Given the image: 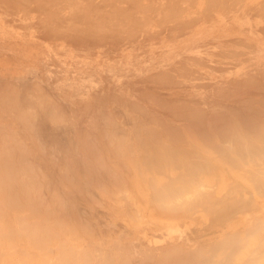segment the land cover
Returning <instances> with one entry per match:
<instances>
[{
  "label": "crops",
  "instance_id": "crops-1",
  "mask_svg": "<svg viewBox=\"0 0 264 264\" xmlns=\"http://www.w3.org/2000/svg\"><path fill=\"white\" fill-rule=\"evenodd\" d=\"M209 3H211V5ZM55 5L56 4L48 3H45L42 6L33 4L29 6V8H26L23 4L15 3L13 1L4 2L0 0V58L6 57L13 64H9L11 66H7V68H1L0 66V89L5 87H13L19 93L18 99H15L14 101H10V99L0 100V103L4 102V104H0V106L19 108L17 116L9 115L10 119L0 122V138H14L16 140V148L9 153V155L11 154V157L8 155L9 151H7L5 154L7 158L5 161L8 165L5 168H8V170L11 168L10 171H16L17 169L16 172H27V170L32 171L33 174L31 177L32 179L33 177L35 179L33 181H47L42 184L32 183L30 184L31 186L34 184V186L43 185L69 188V190L65 191L63 196V201L69 204L67 209H65V212L67 213L66 217L71 218L72 216V204H78V206L74 207V210L75 212H79V217L81 218V227L83 230L85 229L87 231L86 237L82 238V242L84 241V244L81 245L82 250H85L86 248L88 249V246H90V249L94 250L95 252L105 251L106 256L115 258L114 256L117 252L127 249L129 254L133 256L130 258L131 264H163V262L177 261L178 258H180L179 260L181 261L183 259L184 262H188L191 259H194V262H198V260L202 261L204 258L206 261L207 257H205V255L207 256L210 254L209 249L211 248V245L213 242H216L217 238H221V235L216 234L219 231V226H217L216 223L222 222L226 214L219 215L221 217V221H218L219 218H217V215L213 213L214 211L211 212L210 207H208L210 212H207V206L210 205L207 204L208 200L206 199L207 196L205 195L210 192L208 189V192L205 190L203 192L202 188L203 186L205 188L206 185L208 186L216 184V172L217 170H225L226 163H223L219 160L217 162V155H222L224 152L222 149L223 147H221L219 144L222 149V153L220 152L219 147L216 150L218 152L213 151L215 147L212 149L213 146H211V143H208L210 145H207L205 143L206 141L203 140L206 138L205 135H207L204 129L211 133L210 135H212L211 137L213 138V143H221L219 140H222L224 137L222 136V139L218 138V136L221 135L219 134L218 130L215 131V123L212 125L214 126L213 129L211 128L212 126L209 129L207 128L212 124V120L215 121L214 119L216 116H218V112H222V116L225 114L224 118H227V121L230 119L231 122H235L239 119L233 113H229L228 108H238L239 106L238 109H240L244 103V99L245 102L251 104L248 98H260V102L261 100L264 101V90L261 89V85L264 89V0H192L189 2L177 3L175 5L176 7L174 6V9L172 8V10L175 11V17H172L173 14H170L166 19H150L149 24H146V26H158L159 28L155 29L154 31L152 29H145L146 34L140 36L136 35L134 28L129 29L126 35L123 31L119 30L117 33H113V31H103L104 33H100L101 35L98 33L93 34L90 30L92 26V18L90 19V16L83 12L78 14L82 16L78 23L79 29L76 27V24L73 26L62 22H59L61 24H57L55 18L68 17V13H61L57 15L54 14V18H51L47 13H39L40 11L45 12L47 10H58L62 12H69L72 10H133V7L129 4L94 3L91 5H74H79V8H73V4L70 3L60 4L57 8H55ZM25 10L37 11L38 13L28 14V18L23 20H18L16 17H14L17 16V14H21L22 11ZM169 10H171V8H169ZM10 16L12 18H8ZM147 22L148 21H146V23ZM189 22L192 24L185 28L187 26L186 24ZM130 25L135 26V19L130 20ZM60 27L63 28L61 29ZM180 28H185V30L178 33ZM71 43L80 44V49L76 50V53H80V55L84 56V63H87L86 65L88 66V69L86 72H84L85 74H77L71 69L65 70V65L61 61L62 57L58 56L54 58L52 62L48 61L50 55H55V47L58 48L62 47L60 45L64 46ZM121 47L123 50H121ZM64 48L65 47L58 49L59 51H63ZM168 74L170 75L168 76ZM71 75H74L76 81L74 80V82H70L68 84L66 81L69 80ZM248 75H251L252 77ZM166 80L167 82H164ZM176 80V84L173 83ZM256 80L260 82L258 85L262 83L260 87L256 84ZM250 81H255V86L258 88H255L254 84L251 86L249 83ZM245 84L247 85L245 86ZM36 87H39L50 97V106L52 107L51 110H47L46 113L41 111L40 103L34 96L36 93L35 90L37 89ZM253 87L255 90H253ZM258 89H261L263 92H260L261 90ZM220 91H222L221 93H225V95L223 94L221 96V94H219ZM228 93H230V95H228ZM258 94L260 95L258 96ZM29 95H31V97H29ZM247 96L249 97L247 98ZM177 100L180 104L177 102ZM240 100L242 103H239ZM256 100L257 99L253 101L252 99V102L254 103L253 106L252 104L250 105L248 103H244V106L250 105V107H254L257 105L259 107L260 102L258 103L259 100L257 102ZM168 101H171L172 103ZM157 102L161 104L164 103L166 105L165 107L161 105L164 109L168 108L167 110H175V115H177L176 113L182 114V110L184 111L185 108L188 110L189 105L195 108L201 107V110L199 109L201 113L203 112V114H205L207 112L206 116L204 115L206 118H202H205L206 122L211 124L206 126L207 124L204 122V125L202 126L196 123L198 120L194 122V119H192V121L190 118L195 117H191V115L194 113H192L190 117L187 118L189 121H186L187 119H181L184 115L181 117L177 115L178 117L175 116L176 118H173L174 114L169 111L172 113V115H169V112L165 113V111H162V108L159 107L160 105ZM174 102L176 103L177 107H179L182 103V105L186 106L180 111L179 108L181 107L177 108L174 106ZM260 104L263 103L261 102ZM169 105L172 106L170 107ZM133 106H135V108H133ZM183 107L184 106H182V108ZM242 107L240 110H243ZM260 107L262 109L264 105H261ZM202 108H204L206 112H204ZM192 109L193 108L190 107L188 111H192ZM193 110V112L198 114L197 108L196 110ZM27 111H29L31 115L24 114L29 113ZM216 111L218 112L216 113ZM200 112L199 114H201ZM213 112L216 116L213 114ZM187 113L184 112L185 117H187ZM203 114L201 116H203ZM221 114L219 116H221ZM198 115L196 116L198 117ZM210 115L212 117L215 116L214 119H211ZM259 115L264 121V116L261 112L260 114L255 115L256 118H258ZM248 116L249 115L247 114V117ZM160 117L164 120L162 122L161 119L159 121L160 123H167L169 128L170 126L176 125L175 128L179 129L177 131H179L182 136L178 137L179 139L176 137L175 139L173 138V140H171V137L173 136L172 133H170L172 136L168 135V133L166 134L163 129L164 127H162L166 126L167 128V125H163L161 123L162 125L160 126V123L158 124L157 119H160ZM251 117L248 119L253 121L254 118ZM178 118V121L175 120ZM224 118L221 120L226 122ZM256 118V123H264L262 120L260 121ZM166 120H168V122H166ZM57 121L59 122L57 123ZM190 122H193L196 124V126H201V128L204 127V129H201L199 126H197L199 128L198 129L197 127H194L195 125H193V123L191 124ZM153 123H155V125ZM110 125L112 126L113 130L111 129ZM191 127H193V129ZM238 127L241 128L242 126ZM196 128L198 131H200V129L203 130L202 132H204L203 136H205V138H202L201 131V133L198 132L199 134H196ZM170 129H173V127ZM109 130L111 132H109ZM169 130L168 132L176 133V131H173L174 129L171 131ZM217 131L219 135L217 134ZM136 132H139V138ZM244 132L245 131L242 133L240 131L242 135H244ZM176 134H174V137ZM197 135L201 136L200 139H202L204 143ZM242 135L241 139L243 137ZM106 136L110 138L108 139ZM111 136L115 138H112L114 140L113 144ZM122 136H125V138ZM134 136L136 139L138 138L139 141L142 139L141 141L143 142L140 141V144L139 141L134 138ZM117 137L118 139H116ZM145 137L149 139L147 140ZM209 137H207V140ZM183 138L186 140L184 143ZM154 139H156V141ZM230 141V143L233 144V147L238 148L237 146H234L232 140ZM107 143L110 144L108 145ZM160 143H163V145H168H166L167 149L164 153V155H167V159L168 155H170L167 154L168 147H172V150L169 149L171 151H169L170 153L176 149L175 152H173L174 154L172 153L170 156L173 157L174 155L177 158H184L187 156L189 157L188 160L192 156L188 155L191 152L194 151L195 153L196 151V153H198L199 159L203 156L204 159L201 158L200 160L209 161V163L207 164L206 162V164H211L214 168V171H216V175L212 174L214 171L206 166L209 168V171L206 172L208 168L206 169V167H204L205 165L203 164L205 163H202L201 166L205 168L206 171L202 167L206 173L201 172L199 168H196L201 172L200 173L198 171L196 175L198 179L201 180L200 183H206L205 185L201 184V186H199L202 187L199 189L202 191L201 193L199 192V195H196L195 198L196 200L198 196L202 197V193L205 194L201 198V200H204L203 198L205 197L207 200V203L205 202L204 205H202L203 208L206 206L204 211L200 209V201L197 200L196 202L199 203V206H194L196 210L193 212V209H189L192 213H189L188 209L185 211L182 207H180L178 205L180 202L175 201V203L174 201H171L176 204V208L178 206L182 208L181 211L184 210L186 213L188 212V214H184L185 212L182 214V212L179 211V208V212L175 211L177 209H174L172 203H170L172 204V207L169 208L167 204L165 207L169 209L172 208L174 211H166V209H162L164 205H162L161 202L157 203L154 201L155 199H151V194H155L157 189H161V187L160 189L157 187L162 181L165 182L168 180L169 183V179L174 175L175 178L173 177V180L179 179V177L177 178L176 175L181 172L184 173L181 167H185L186 164H189V169H194L190 164L191 161L188 162L187 160L188 163H186L184 166H181L183 160L182 162H178L179 159L176 160L174 157L173 158L177 161L173 162L177 165H175V169H173L172 166L174 164L171 165V161L174 160L172 157V160L168 159L171 160L170 163H168L169 167L164 166L161 168L162 165H164L163 163L167 161L166 159L165 161L163 160L164 162L161 160L165 156L160 153L163 152L166 146L164 145L165 147L162 148L163 145ZM114 144L117 146H114ZM225 144L226 146H230L228 142ZM110 145H113V147H110ZM137 145L139 148H137ZM144 146H147L148 149L144 150ZM226 146H224V150H227L225 149ZM180 147L187 149L188 152L186 150L185 151L189 154L185 155L187 154L185 151L181 153L179 151L181 150ZM113 148L115 150L114 153L112 150ZM229 148L228 150H230ZM243 148L244 147H242L240 150L245 152L244 150H246V148ZM157 149L160 151V158L162 157L159 159V161L161 160L163 163L161 167L157 166L156 168L157 171L162 169V173L160 172L157 174L156 171V173L153 174L152 172H155V168L152 169L150 166L153 165V163L156 165V162L151 160L153 162L151 163L150 157L153 159L152 154L155 153V157L157 159L159 158L157 155ZM143 150L147 153H145ZM116 151H118V153ZM115 152L119 155H115ZM230 152L228 151L229 154H232ZM228 153L226 152V154ZM235 153L239 154L238 152ZM223 154L225 155V153ZM93 155L94 157H92ZM143 155H149L147 156L149 160L147 165H145L146 157L143 158L145 159L143 161L141 159ZM97 156H99V159H96V161L98 160L99 164L96 162V166H94L95 158H98ZM187 157L184 158L185 162ZM9 158L12 160L11 163ZM100 159H103V162L105 161V163H103ZM199 159L196 158L193 159V161ZM133 160L137 162L135 163ZM133 163L136 165L134 166ZM12 164L13 166L16 165V169L12 166ZM101 164L102 166H100ZM179 164H181V167ZM193 164H198L199 166L201 163L199 164L197 161L193 162ZM155 165H153V167ZM165 165H167V163ZM101 167L105 169L102 170ZM187 168L188 167L186 166L184 170L186 171ZM196 169H194L195 171L193 170L194 174L191 171L193 176L195 175V172H197ZM112 170L113 172H111ZM170 170L172 172H170ZM177 171L180 172L177 173ZM186 172L184 173L185 175ZM98 173L101 175L102 180ZM150 173L157 181H151L155 183L153 186L157 188L155 190L156 192L153 191L154 187L152 188L153 190L151 189L152 191L149 189L150 179H153ZM165 173L167 176H170H168L169 179H167ZM120 174L125 181L123 179L121 180L122 177ZM159 175L162 178L159 177ZM111 176L113 179H116L114 182L112 181L113 179ZM147 176H149L150 179L146 178ZM200 176H202V179H200ZM185 177L189 180V177L191 176H184V178ZM99 178L103 184H99L101 183ZM17 179H19V177ZM120 181H124L125 183H121ZM183 182L185 183L186 181ZM146 183L149 184L147 185ZM179 183L181 182L177 180L176 184ZM16 184L14 185H29L28 183ZM171 184L172 183H170V185ZM176 184L173 183L171 186L176 188ZM181 184L178 185L179 188ZM117 186L119 188H117ZM188 186L189 185L187 184V187ZM100 187L104 189H101ZM187 187H184V189H186L185 193L183 188H180L182 189L183 193H181V190H179L180 192L177 190L179 194L181 193V197L183 194L185 195L187 193V190L188 195L190 194V197H192L191 194L194 192L191 193L192 190L190 189L193 188V186H191L190 189ZM208 187L210 188V186ZM72 188L79 189L77 191L73 190ZM124 188L127 190H124ZM162 188H164V186ZM171 188L168 186V191H170ZM214 188L215 186L213 187V190H215ZM173 190L175 189L173 188ZM195 190L198 191V189ZM125 191L126 193L124 194L128 198V203L120 204L118 198L119 195L117 194H121ZM163 191H166V189H163ZM197 191L194 194H196ZM173 192L174 191H172V194H174ZM165 193L163 192V199L165 197L164 203L170 202V200L174 199L170 197L171 199L169 198V200L166 198V196H168L170 193ZM212 194L210 197L208 195V197L214 198V195L212 196ZM188 195H185V197ZM154 196H158L157 193ZM194 197L195 196H193L189 202L192 201V199L194 201ZM200 197H198V199H200ZM176 198L175 200H178L180 196H178L177 199ZM187 198L189 199V196ZM187 198H183V200H186L187 202ZM180 200H182V198H180ZM98 203L99 205H96ZM192 205H190L191 208L193 207ZM187 206L189 207L188 204ZM176 215L177 217H175ZM185 215H189V217ZM228 217H233V215H228ZM164 218L165 221H163ZM84 219H86L85 227ZM167 226L178 229L176 230L178 234L174 233L172 235V239L170 240L165 238V230ZM179 233L180 237L178 238ZM186 235L187 238H185ZM88 237L89 239L94 238V241H89ZM121 237L123 239L127 237L128 241L122 243L120 241L122 239ZM159 243L162 244L160 245ZM173 243H176L180 250H178L179 248L177 246L174 248ZM144 246H146L147 249ZM168 248L172 253L167 251ZM193 248H195V251L198 250L197 252L200 251L199 255H202L199 256L197 252L195 253ZM87 249L86 251H88ZM174 249L177 250L174 251ZM164 252L167 255H164ZM174 253L176 254L174 255ZM186 254H189L191 259L189 257L188 260V258L180 256H187ZM170 255L174 258L170 259ZM208 257L209 258L207 259V262H213L215 259L210 255ZM111 258L108 257V261ZM48 263L50 264L51 262ZM65 263L71 264L69 262H64V264ZM54 264H57V262ZM80 264L100 263L99 259H96L95 262H80ZM110 264H119V262H112Z\"/></svg>",
  "mask_w": 264,
  "mask_h": 264
},
{
  "label": "rangeland",
  "instance_id": "rangeland-1",
  "mask_svg": "<svg viewBox=\"0 0 264 264\" xmlns=\"http://www.w3.org/2000/svg\"><path fill=\"white\" fill-rule=\"evenodd\" d=\"M1 1H4V2L13 1L15 3L25 5L26 8H29V6H31L33 4H36V5L38 4V5L42 6L45 3L46 4L47 3L48 4H56L55 8H57L60 4L67 3L66 1H68V2L71 1L70 4H73V8H79L80 4H88V5H91L94 3H125V4H129L130 6L133 7V10H129V11H127V10H125V11H100V10L80 11V10H72L69 12H62V11H58V10H47L45 12L40 11L39 13H47V14H49V16L51 18H54V14L57 15V14H61V13H68L67 14L68 17H57V18H55L57 21V24H61L59 22L66 23L67 25L70 24L72 26L74 24H76L77 25L76 27L78 28V26H79L78 23L82 18V16H80L78 14L83 12L85 14L87 13L90 16V19L92 18V22H91L92 26H91L90 30L93 34H96V33L100 34L103 31L104 32L105 31H108V32L113 31V33H117V31L119 30V31H123L126 35L129 31V29L134 28L136 35L140 36V35L146 34L145 29H148V30L152 29L154 31L155 29L159 28L158 26H150V25L146 26V24H149L150 19H154V18L159 19L160 17L166 19L168 17L169 13L173 14V16L175 17V11L174 10L169 11V8L172 7V4L174 6V4L176 5L177 3H184V2H189L192 0H66V1H64V0L63 1H61V0H1ZM199 1H209V0H199ZM174 2H176V3H174ZM149 3L151 4V6L147 5ZM165 3H166V5H164ZM75 4H79V5L74 6ZM145 5L148 8H146ZM157 5H158V7H157ZM154 7H157V8H155V10H154ZM93 8H95V7H93ZM172 8H174V7H172ZM146 9H148V10H146ZM34 13H38V12L25 10V11H22L21 14H19V15L17 14V16H14V17H16L18 20H23L25 18H28V16H29L28 14H34ZM125 13L127 14V16ZM128 14H129V16H128ZM71 17H73V18H71ZM8 18H12V17L10 16ZM131 19H135V25L136 26L130 25ZM146 21H148V22L146 23ZM191 24H192L191 22L187 23L186 24L187 26L185 28L189 27ZM60 28L62 29L63 27H60ZM185 28H180V30H178V33L185 30ZM57 34H60V33H57ZM60 46L65 47L64 50L59 51L58 48L62 49V47H58V48L55 47V51H54L55 55L54 56L50 55L49 56L50 58L48 61L52 62L54 58H56L58 56L62 57L61 61L65 65L64 66L65 70L71 69V70H73V72H76L77 74L78 73L85 74L84 72H86V70L88 69L87 68L88 66L86 65L87 63H84L85 62L84 56L80 55V53L79 54L76 53V50L80 49V44L71 43L68 45H64V46L60 45ZM121 50H123L122 47H121ZM6 60L9 61V59L6 57L0 58L1 68H7V66L10 67L11 65H13L12 62H10V61L8 62ZM9 64H11V65H9ZM74 80H75L74 75H71L69 77V80L66 82H68V84H69L70 82H74ZM36 88L37 89L35 90L36 93L34 96H35V98H37L39 103H40V100L47 103V107H46L47 109H45V107L40 108L41 111H44L46 113L47 110H51V107H52V106H50L51 105L50 97L46 93H44L39 87H36ZM17 93L18 92L13 87H10V88L5 87L3 89H0V100L10 99V101L11 100L14 101L15 99H18L19 93L18 94ZM29 97H31V95H29ZM41 103H43V102H41ZM0 104H4V102H1ZM40 106H41V104H40ZM17 108L9 107V106H0V122H4L7 119H10L9 115L17 116V112L19 110V108L18 109ZM27 112H29V111H27ZM230 112L233 113L232 111H229V113ZM26 114L31 115V113H26ZM243 129L244 128H240L239 131L243 132L244 131ZM230 145H232V144H230ZM13 148L14 149L16 148V140L14 138H10V139L0 138V157L2 158V159H0V174H1L0 180H2V181H0V210H2V212L0 211V214H1L0 215V264H47L48 262H51L50 264H54L55 262H57V264L58 263L62 264V261L67 262V260H66L67 257L70 260L69 256L71 258L73 256H75L74 261L72 260L73 264L74 263L80 264V262L83 259H84L83 262H88V263L95 262L96 259H99L100 264H106V263L110 264L112 262H117V261L119 262V264H126V262H127V264H131L130 258H132L133 256H130V254L127 250H123V251L120 250L119 252H117L116 255L114 256L116 259L111 258V256H108L111 258L110 259L111 261H108L107 256H105V253H106L105 251L95 252L94 250L90 249V246H88L89 247L88 253L86 250H82L81 245L84 244V241L82 242V238L86 237L87 231L85 229L83 230V228L81 227V218L79 217V215H80L79 212H75V210H74V207L78 206V204H74V203L72 204V207H73L72 216H71V218L66 217L67 213L65 212V209H67L69 204L65 203L63 201V196L65 194V191L69 190V188L56 187V186H43V185L31 186L30 184H32L33 182L42 184V183H45L47 181L46 180L33 181L31 179L32 178L31 175L33 174L32 171H31L32 173H30V171H27V172L10 171L9 172L8 168L6 169L8 172L5 171V167L8 166L5 159H4V158H6L5 154L9 150L13 151L14 150ZM41 150H42V148H41ZM2 154H4L5 157ZM233 154L234 153L230 154V156H232L233 159L236 158L235 161L241 162V159L244 158V156H240L241 158L239 159V157L237 156L238 154H236V155L235 154L233 155ZM227 156L230 157L229 155H227ZM227 156L225 157L223 155H217V162L219 160L223 163H226L225 164L226 169L222 170V171L217 170V172H216L217 173L216 179L218 178V181L216 182V187H218V188L216 189V191H220V190L226 191L227 186H231L230 184L233 185L235 183L234 178L231 175L232 168H233V170H234V168H237V171L240 174L243 173L244 175H246L244 173V171H242V169L240 168L241 167L240 165H239L240 167L238 166V164H237L238 167L237 166L234 167L235 165L232 166L231 164H232L233 160H231V158H230L231 161L229 162L228 160H226L228 158ZM254 157H256V156H254ZM235 161H233L234 164L236 163ZM242 161H243V159H242ZM240 162H237V163H240ZM249 163H250V161H249ZM230 168H231V170H230ZM6 172L8 174L10 173L9 174L10 180L7 177ZM5 176L7 178H5ZM12 176H14L15 179H13ZM18 177H19V179H17ZM262 177H264V176H262ZM262 179H264V178H262ZM13 180H15V181H13ZM22 180H25V181L21 182ZM31 180H32V182H31ZM230 181H232V182H230ZM27 182L29 185H25V186H15L14 185L16 183H27ZM228 182H230V183L228 184ZM10 185H11V187H9ZM29 186L31 188H29ZM28 188H29V190H28ZM225 188H226V190H225ZM11 189H13V191L14 190L15 191L13 192ZM72 189L78 191L79 188H72ZM7 190H8V193L10 190L11 194L10 193L8 194ZM21 190H22V192H21ZM16 191H17V193H16ZM223 191H221L222 194L224 193ZM29 193H30V195H29ZM7 194L9 195V197H7ZM120 195L123 196L125 194L122 193ZM230 195H232V194H230ZM240 196H241V194H240ZM240 196L238 194L237 197L239 198ZM242 196H244V195H242ZM5 197L7 198L8 201L5 200L6 199ZM10 197L11 198L13 197L12 202H14V204H15L14 206H12V205L10 206V204L7 203V202L11 203V201H9V199H8ZM234 197H235V194H234ZM16 198L19 200H17L15 202L14 200H16ZM32 198H34V200ZM246 198H248V197H246ZM25 199H26V201H24ZM30 199H32V200H30ZM35 200H36V202H35ZM27 201L29 204L27 203ZM119 201H120V204H126V203H128V198L127 197L125 198L123 196L122 198H119ZM6 203L9 204V206H7ZM25 203H27L29 207L26 206L27 204H25ZM16 204H18V206H16ZM33 204H34V206H33ZM35 204H37V205H35ZM23 205H25V206H23ZM32 208H34L33 209L34 211L32 210ZM43 209H45V210H43ZM245 215L246 214L243 215L242 213L241 214L237 213V215H236V213H235L233 215V217H226L225 216V218L223 219V220L226 219L225 222L222 221V222L217 223V226H219V231H218L219 233L217 232L216 234L221 235L220 236L221 238H217L216 242H218L221 239L223 240V238H222L223 233L232 234V232H234V230H236V229L240 230V231L237 230L238 231V237L236 239L238 241L235 239L236 241L234 240V242H233V239L229 238V239H232L229 241L231 244L230 247L233 250V251H231L233 254H231V257H229V258L224 257V256L228 255V254H226L227 250H230V248L227 247V246H229V243L228 244L226 243L227 246L223 245L221 243L223 245L222 246L223 248L221 246H220V248H216L217 251L214 252V254L216 253L215 255H217L216 260L222 261L225 258L226 262L224 259V263L219 262V261H217V262L213 261V262H203L204 264H264V214H260V216L256 217L258 220L255 218L254 219H251V218L247 219ZM2 217H3V219H2ZM18 218H21V220L18 221ZM218 218H219V221H221V217L219 216V214H218ZM250 220H253V221H250ZM17 221H18V225H17ZM249 221L252 222L253 225L250 223L247 224V222H249ZM85 222H86V219H84V227H85ZM27 224H29V226ZM231 224H233V225L231 226ZM246 224L247 225L250 224L251 227L250 226L247 227ZM19 225L21 226V228H19L20 227ZM31 225L33 228L36 229V231H35V229L32 230ZM42 225H44V226H42ZM45 225H47L48 230L46 228H45L46 230L44 229V227H46ZM24 226H25V228H27V226H28L29 229L26 230L24 228ZM42 227L44 230L42 229ZM234 227H236V228L234 229ZM9 229H11V230H9ZM249 229H250V231H249ZM252 230H253V232H252ZM32 231H34V233H32ZM46 231H48L50 234H48V232H46ZM16 235H17V237H16ZM32 235H34V236L32 237ZM44 235H46V236H44ZM88 239H89V237H88ZM46 240H48L49 242L48 241L46 242ZM89 241H94V238L89 239ZM120 241L122 243L127 242L128 238L127 237L125 239L122 238ZM229 241H227V242H229ZM41 243L44 246L41 245ZM57 244L64 245V246L60 247V245L58 246ZM213 244H214V242H213ZM213 244L211 246H213ZM88 245H90V244H88ZM39 246H41V248ZM49 246L51 248V249L49 248L51 251H49V249H48ZM235 246H237V247H235ZM58 247H59V249H57ZM67 247H69V248L71 247V249H73L74 255L72 256V252H71V254H68L67 256L65 254L64 255L65 259H64V258H62L63 256L60 254V252L63 251L62 250L63 248H66L64 250H66V253H69L68 252L69 248L67 249ZM211 249H212V247H211ZM59 250H61V251H59ZM210 251H212V250H210ZM58 252L61 255L60 256L61 260L62 259H64V260H62V261L59 260L60 257L58 255ZM80 254L82 256H80ZM212 254H213V252H212ZM224 254H226V255H224ZM122 255H124L123 258H122ZM8 256H9V258H8ZM89 256H90V258H89ZM125 256L129 258V259L127 258L128 261H126V258H124ZM222 256H223V259L221 260ZM228 256H230V254ZM77 257H79L80 259L79 258L77 259ZM72 261L70 260L69 262L72 263ZM124 261H126V262H124ZM179 261L181 262V260H179ZM180 262H178V261L168 262V263L163 262V264H196L197 263V262L195 263L194 260H189L188 262H181V263Z\"/></svg>",
  "mask_w": 264,
  "mask_h": 264
},
{
  "label": "bare ground",
  "instance_id": "bare-ground-1",
  "mask_svg": "<svg viewBox=\"0 0 264 264\" xmlns=\"http://www.w3.org/2000/svg\"><path fill=\"white\" fill-rule=\"evenodd\" d=\"M61 1H63V0H61ZM64 1H66V0H64ZM217 1H218V0H217ZM66 2H67V3H70L71 1H70V2L66 1ZM149 2H150V1H149ZM176 2H177V1H176ZM176 2H174V3H176ZM214 2H216V1H214ZM150 3H151V2H150ZM150 3L147 4V5H150V6H151ZM211 3H212V2H211ZM211 3H209V4L211 5ZM230 3H231V2H230ZM164 5H166V3H165ZM150 6H149V7H150ZM174 6H175V4H174ZM174 6H173V4H172V7H174ZM145 7L148 8L146 5H145ZM157 7H158V5H157ZM157 7H154V10H155V8H157ZM172 7H171V10H172ZM175 7H176V6H175ZM173 9H174V8H173ZM146 10H148V9H146ZM169 11H170V10H169ZM177 12H178V11H177ZM126 13H127V12H126ZM126 13H125V14H126ZM128 13H129V12H128ZM118 14H119V13H118ZM169 14H170V13H169ZM169 14H168V16H169ZM123 16H124V15H123ZM126 16H127V14H126ZM128 16H129V14H128ZM115 17H116V16H115ZM124 17H125V16H124ZM172 17H173V15H172ZM71 18H73V17H71ZM127 18H128V17H127ZM160 18H161V17H160ZM98 20H99V19H98ZM116 24H117V23H116ZM107 25H108V24H107ZM135 26H136V25H135ZM171 28H172V26H171ZM107 30H108V29H107ZM101 31H102V30H101ZM171 31H172V30H171ZM100 35H101V34H100ZM116 39H117V38H116ZM105 40H106V39H105ZM105 40H104V41H105ZM108 40H109V39H108ZM114 40H115V39H114ZM166 75H167V74H166ZM169 75H170V74H168V76H169ZM163 76H164V75H163ZM248 76H251V75H248ZM263 76H264V75H263ZM251 77H252V76H251ZM260 77L262 78L261 75H260ZM160 80H161V79H160ZM179 81H180V80H179ZM239 81H240V80H239ZM251 81H253V80H251ZM251 81H250L249 83L251 84V86H252V84H254V87H255V88L257 87V86H255V85H256V84L258 85V83H260L258 80H256V82H257L256 84H255V81H254V82H251ZM261 81H262V80H261ZM164 82H167V80L164 81ZM164 82H163V83H164ZM176 82H177V80H176L175 82H173V83L176 84ZM160 83H161V82H160ZM173 83H172V84H173ZM247 83H248V82H247ZM164 84H165V83H164ZM198 84H199V83H198ZM198 84H197V86H198ZM261 84H262V83H261ZM261 84H259L258 86L260 87ZM206 85H210V84H206ZM242 85H243V84H242ZM246 85H247V84H245V86H246ZM248 85H249V84H248ZM254 87H253V88H254ZM255 88H254L253 90H255ZM257 88H258V87H257ZM251 89H252V88H251ZM261 89L264 90L263 87H262V85H261ZM261 89H258V90H261ZM222 90H223V88H222ZM258 90H257V91H258ZM262 90H261L260 92H263ZM221 92H222V91H220V93H219V94H221V96H222L223 94L225 95V93H221ZM229 92H230V91H229ZM263 93H264V92H263ZM226 94H227V93H226ZM228 95H230V93H228ZM259 95H260V94H258V96H259ZM262 95H263V94H262ZM219 96H220V95H219ZM226 96H227V95H226ZM248 97H249V96H247V98H248ZM251 97H252V96H251ZM252 99H253V101H254L255 99H257L256 102H257L258 100H259L258 103L260 102V98H250V99L248 98V100H249V102H251L252 106H253V104H254V103L252 102ZM157 100H158V98H157ZM250 100H251V101H250ZM242 101H243V99H242ZM246 101H247V99H246ZM41 102H43V103H41ZM168 102H171V101H168ZM175 102H176V101H175ZM175 102H174V103H175ZM177 102H178V100H177ZM191 102H192V101H191ZM194 102H195V101H194ZM194 102H193V103H194ZM240 102H241V100L239 101V103H240ZM256 102H255V103H256ZM261 102H262L263 104H260ZM261 102L259 103V105H260V106H261V105L263 106V105H264V101L261 100ZM157 103H159V102H157ZM171 103H172V102H171ZM178 103H179V102H178ZM241 103H242V102H241ZM244 103H248V102H245V99H244ZM244 103H243V105L241 104V105L243 106V107L241 106L243 110H240L241 107H240V109H238L239 106H238V108H231V107L228 108V110L230 109L229 111H232V112L235 114V116L239 119V120H237V121H235V122H234V121L231 122V120H230L229 118H228L229 120L227 121V120H226L227 118H224V117H225V116H224L225 114H223V116H222V114H221L222 112L220 113V112L216 111V113L218 112V113L221 114V116H219L220 114L217 113L218 116H216V115L214 114V112H215V111H214L213 114H214L216 117H219V118H216V117L214 116L215 119H214V117H212L213 115H212V113H211V115H212V116L210 115L211 119L213 118L216 122L213 121V120H212V121H213V122H212V121L210 120L212 124L209 123V124H211V125H210L209 127H207V128L209 129V128L215 123V128H216L215 131L218 130V131H219V134L221 135V136H218L219 134H218V131H217V134H218L217 136H218V138L222 139V138L224 137V138H223L224 140H223V139H222L223 141H222V140H219V142H221V143H217V144H216V143H213L214 141L212 140V139H213V138L211 137L212 135H210L211 133H209L206 129H204V127L201 128V126H199V125H202V126H203V125H204V122L207 124L206 126L209 125V124L206 122V119H205V118H206L205 116H206V113H207V112L204 110V108H202V109L204 110V112H206L205 114H203V112H202V113L200 112L201 107H196V108H197V113H198V114H199V112L201 113V114L198 115V114H196L195 112H193V111H194L193 109L196 110V108L193 107V106H191V105H189V106L192 107L193 109H192V111H188V110L190 109L189 106H188L189 109L187 110V109L185 108L186 105H182L183 103L179 106V107H181V108L177 107V106H176V103L174 104V106H176L177 108H179L180 111H181V109H184V108L186 109V111H185V109H184V111L182 110V112H183V113L181 112L182 114H180V113H176L179 117H181V116L184 115L181 119H185V120H186L187 118L190 117V115H191L192 113H194V114L191 115V117H192V116H193V117L195 116V117H194V118H190V119H191V120L194 119V122H196V120L199 121V122H198V121L196 122V123L199 124V125H197V126H199L201 129H204V131H206V132H205V133H207V135H205L206 138H205V136H203V133H204V132H202L203 130L200 129V131H201L202 133H201L200 131H198L199 128L196 126V124H194V123L192 122L193 125H195L194 127H197V128H198V129L196 128L197 131H196V130H194V131H196V134L201 133L202 138H205V139H203L204 141H206L205 143H206L207 145H210V144H208V143H211V146H213L212 149L215 147V149H213V151L218 152V151H216V150H217L218 147H219V148H220L219 150H220L221 153H222L221 150L223 149V151H224L223 153H225V155H224L223 153H222V155L225 156V157L229 154L228 151H229V152L231 151L230 153H233V152H234L235 155L237 154V153H235V152H238L239 154H238L237 156L239 157V159L241 158L240 156H244V158H242L243 161H242V159H241V162H240V161H235L236 158L233 159V157L230 156V154H229L230 157L227 156L229 159L227 158L226 160H228L229 162H230L231 160L235 161V162H236V163H235V166H234L233 161H232V164H231V163H230V164H231L232 166H234V167H236L237 164H238V166L240 165L241 167H240V166H239V167L242 169V171H244V173H245L246 175H244L243 173L240 174V173L237 171V168H235L234 170H233V168H232V170H231V168H230V170H231V172H232L231 175H232V177L234 178L235 183H234L233 185L230 184L231 186H227V185H226V186H227V187H226L227 190H226V188H225L226 191H223V190L216 191V189H217L218 187H216V184H215V185L213 184L214 182L212 183L213 185H208V186H210V188H209L207 185H206V187L204 188V186L202 185L203 188H204V189H203L202 187H199V186H201V184H204V183H200L201 180H199L198 177L196 176L197 173H198V171L200 170L201 172H204V170H205L204 167H206V166H208L210 169H212V171H214V168L212 167L211 164H209V165H211V166L207 165V164L209 163V161H207V160H206V161H205V160H204V161H203V160H200L201 158L204 159V157L202 156V157H200V159H199L198 153H196V151H195L196 154L194 153V151H193V152L190 151L192 154H191V153L189 154V153H187V152H188L187 149H184V148L182 147V148H183V151H182V148L180 147L181 150H179V151H180L181 153L184 152V151L186 150L187 152H186V151H185V152H186L187 154H185V155H188V154H189L188 156H191V155L193 156V157L191 156V158H193V159H196V158H197V159L200 160V161H199V160H194V161H193V159H191V158H190L191 160H190V159L188 160L189 157H187V156H185L184 154H182L183 156L187 157V158H186V162H185V160H184L185 157H184V158H179V157L177 158L176 156L173 155V157L176 158V160L179 159L178 162H179V161L182 162V160H183L182 165L179 164V166H180V165H181V166H184L186 163H188L189 161H191L192 163L190 162V164H191V166H192L194 169L199 168V170L196 169L197 172H195V175L193 176V175L191 174V171H192V173L194 174V172H193L194 169L192 168L193 170H190L191 168L189 169V166H190L189 164H186L185 167H181V166H180L181 169H183L184 173L187 171V172H186V175H185L184 173H182V172H181V173H178V172H180V171H177L178 174L176 173V174H177L176 177H177V178L179 177V179H177V180H179L181 183H182L183 181H186V182H185L186 184H185L184 182H183L182 184L179 183V184H181V185H180V188H183L184 193H185V192H186V191H185L186 189H184V187H187V184H188L189 186H188L187 188H189V189L191 188V186H193V188L190 189V190H192L191 193H192V192L195 193V192L197 191V190H195V189H198V191H197L196 194H194V193L191 194L192 197H193V196H195V197H194V201H193V199H192V201H190V202H191V203H190L189 200H190L192 197H190V194L188 195V190H187V193H186L185 195H188V196H189V199L187 198L188 196L185 197L184 194H183L182 197H181V193H183V192H182V189L179 188V186H178L179 184H176L177 180H176V179L173 180V177L175 178V175H174V176H171V178L169 179L170 176L168 175V176H169V177H168V176L166 175V173H165V176H167V179H169V183H168V180H166L165 182L162 181V182H161L162 184L160 183L161 185L158 184V183H159V182H158L157 184H158L159 186H158L157 188L160 189V187H161V189H162V190H161V189L158 190L155 186H153L155 183L151 182L152 180L154 181L155 179H154V176L151 175V173H150V175H151V177H152L153 179H150L149 176L146 177V178H149V179H150V184L148 183V184H149V189L151 190V189L154 187V190H153V189H152V190H153L154 192L157 191L156 193H157V195H158V196H154L156 193H155V194H151V197H152L151 199H153V200L155 199L154 201L157 202V203H160V202H161L162 205H164V206L162 207V209L164 208V209H166V211H167V210H172V211H174V209H177V210H175V211H178V208H179V211L182 212V214H183L187 209H188V210H189V209H190V210L193 209L192 211L194 212V211L196 210L195 207H197V205L200 203V206H201L200 209L204 211L205 208H206V206H204L205 208H203L202 205H204L205 202L207 203V200H208V203H207V204L210 205V206H207V212H210V209H211V212L214 211L213 213H215V214L217 215V216H216L217 218H218V214H219V215H220V214H223V215L226 214L225 216L228 217L227 215H230V214H233V213H234V214L236 213V215H237V213H240V214L242 213L243 215L246 214L245 216H246L247 219H249V218H251V219H254V218L257 219L256 217L260 216V214H264V179H262V178H264V177H262V176H264V123H263V124H262L261 122L256 123V120H255V118H256L255 115L260 114V112H261V113L263 114V116H264V107H263L262 109H261L260 106H259V107H260V108H259L257 105L254 106V107H250V105H251L250 103H248V104H250V105L244 106ZM40 104H41V107H42V108L45 107V109H47V108H46V107H47V103H46V102L40 100ZM179 104H180V103H179ZM195 104H196V103H195ZM132 105H134V104H132ZM159 105H160L159 107H161V108H162L163 106H164V107L166 106L164 103H162V104L159 103ZM161 105H163V106H161ZM228 105H229V104H228ZM130 106H131V104H130ZM169 106L171 107L172 105H169ZM182 106H184V107L182 108ZM167 107H168V106H167ZM170 107H169V108H170ZM257 107H258V108H257ZM133 108H135V106H133ZM161 108H160V109H161ZM167 109H168V108H165V109L162 108L161 110H162V111H165V113H166V112H169V111L172 112V113L174 114V115H173V116H174L173 118H176L175 116H177V115H175V110H173V109H169V110H167ZM199 109H200V110H199ZM259 109H261L262 111L259 110ZM130 110H131V107H130ZM216 110H217V109H216ZM133 111H134V110H133ZM143 111H144V109H143ZM198 111H199V112H198ZM121 112H122V111H121ZM137 112H138V111H137ZM170 112H169V115H170V114L172 115V113H170ZM176 112H177V111H176ZM184 112H185V113L188 112V113L186 114L187 117H185ZM29 113H30V112H29ZM145 113H146V112H145ZM145 113H144V114H145ZM148 113H149V112H148ZM244 113H245V114H244ZM20 114H21V113H20ZM25 114H26V113H25ZM57 114H58V113H57ZM179 114H180V115H179ZM195 114L198 115V117H197ZM202 114H203V116H201ZM242 114H243V115H242ZM247 114L249 115L248 117H247ZM250 114H251V115H250ZM146 115H149V114H146ZM150 115H151V113H150ZM152 115H153V114H152ZM188 115H189V116H188ZM204 115H205V116H204ZM244 115H245L246 117H245ZM54 116H55V115H54ZM178 116H177V117H178ZM251 116H252V117H251ZM254 116H255V117H254ZM158 117H159V116H158ZM166 117H169V116H166ZM202 117H205V118L203 119ZM221 117H223L224 120H226V122L223 121V120H221V119H223V118H221ZM250 117H251V118H254L253 121H251V119H248V118H250ZM22 118H23V117H22ZM57 118H58V117H57ZM198 118H199V119H198ZM201 118L203 119V121H202ZM220 118H221V119H220ZM49 119H50V118H49ZM151 119H152V116H151ZM158 119H159V118H158ZM158 119H157V121H158V124H159V123H160L159 121H160L162 118L160 117V119H159V120H158ZM207 119H208V118H207ZM217 119H218V120H217ZM219 119H220V121H219ZM233 119H234V118H233ZM256 119H259L260 121L262 120V119L260 118V115H259V117L256 118ZM175 120L178 121L179 118H178V119H175ZM191 120H190V121H191ZM204 120H205V121H204ZM235 120H236V119H235ZM157 121H156V123H157ZM163 121H164V120L162 119V122H163ZM182 121H183V120H182ZM186 121H189V119H187ZM192 121H193V120H192ZM207 121H208V120H207ZM262 121H263V120H262ZM58 122H59V121H57V123H58ZM109 122H110V121H109ZM109 122H108V123H109ZM152 122H153V119H152ZM162 122H161V123H162ZM166 122H168V120H166ZM179 122H180V121H179ZM208 122H209V121H208ZM219 122H221V123H219ZM263 122H264V121H263ZM54 123H55V122H54ZM114 123H115V122H114ZM114 123H113V124H114ZM133 123H134V122H133ZM161 123H160V126L163 124V123H162V124H161ZM169 123H171V122H169ZM188 123H189V122H188ZM190 123H191V122H190ZM192 123H191V124H192ZM200 123H202V124H200ZM64 124H65V123H64ZM148 124H149V123H148ZM153 124L155 125V123H153ZM258 124H259V125H258ZM24 125H26V124H24ZM107 125H108V124H107ZM115 125H116V124H115ZM134 125H135V124H134ZM134 125H133V126H134ZM144 125H145V124H144ZM163 125H167V128H169V125H168L167 123L164 122ZM188 125L191 126L190 124H188ZM193 125H192V126H193ZM110 126H111V125H110ZM118 126H119V125H118ZM131 126H132V124H131ZM135 126H136V125H135ZM146 126H147V125H146ZM160 126H158V127H160ZM206 126H205V128H206ZM238 126H242L241 128H244V129H243V130L245 131V132H244V135H242V134L240 133V131H239L240 128H239ZM259 126H260V127H259ZM108 127H109V125H108ZM162 127H164L163 129H164V131L166 132V134L168 133V135H170V133H172L173 136L170 135V136H172V137H171L172 139L169 137L171 140H173V138L175 139L176 137L178 138V137H181V136H182L181 133H179V131H177V130H179V129H178V128H175L176 125H174V126H170V128L173 127L174 130H173V129H170V128H169V129H170V130H169V129L166 128V126H162ZM213 127H214V126H212L211 128L213 129ZM114 128H115V127H114ZM135 128H136V127H135ZM186 128H187V127H186ZM191 128L193 129V127H191ZM238 128H239V129H238ZM111 129H112V126H111ZM118 129H119V127H118ZM132 129H133V127H132ZM150 129H151V128H150ZM166 129H167V130H166ZM175 129H176V130H175ZM188 129H189V128H188ZM27 130H28V129H27ZM105 130H106V128H105ZM107 130H108V129H107ZM112 130H113V129H112ZM119 130H120V129H119ZM134 130H135V129H134ZM151 130H152V129H151ZM168 130H169V131H171V130L176 131V133H177L178 135H177L176 133H174V132H168ZM189 130H190V129H189ZM115 131H116V129H115ZM115 131H114V132H115ZM121 131H122V130H121ZM215 131H213V132H215ZM237 131H238V132H237ZM109 132H111V131L109 130ZM132 132H133V131H132ZM150 132H151V131H150ZM191 132H192V131H191ZM198 132H199V133H198ZM115 133H116V132H115ZM124 133H125V131H124ZM136 133H137V132H136ZM152 133H153V132H152ZM173 133L176 134L175 137H174V134H173ZM242 133H243V132H242ZM246 133H247V134H246ZM107 134H108V132H107ZM116 134H117V133H116ZM116 134H115V136H116ZM138 134H139V132L137 133V135H138ZM240 134L243 136L242 139H241V135H240ZM119 135H120V134H119ZM134 135H135V134H134ZM168 135H167V137H168ZM209 135H210V137H209ZM112 136H113V135H112ZM112 136H111V140L115 139V138H113ZM115 136H114V137H115ZM135 136H136V135H135ZM135 136H134V138L136 139L137 136H136V137H135ZM139 136H140V135H138V138H139ZM197 136L199 137V139L201 138V136H199V135H197ZM222 136H223V137H222ZM106 137H108V136H106ZM120 137H121V136H120ZM122 137L125 138V136H122ZM207 137H209L208 140H207ZM225 137H226V138H225ZM109 138H110V137H108V139H109ZM112 138H113V139H112ZM138 138H137L136 140L139 141ZM145 138H146V137H145ZM210 138H211V139H210ZM228 138H229V140H228ZM116 139H118V137H117ZM146 139H147V138H146ZM148 139H149V138H148ZM148 139H147V140H148ZM178 139H179V138H178ZM181 139H182V138H181ZM225 139H226V141H225ZM245 139H246V140H245ZM106 140H107V138H106ZM141 140H142V139H140V141H141ZM154 140L156 141V139H154ZM157 140H158V139H157ZM200 140H202V139H200ZM203 140H202V142H203ZM215 140H216V139H215ZM227 140H228V141H227ZM230 140H232V142L234 143V146H237L238 148L233 147V146H232L233 144L230 143V142H231ZM31 141H32V140H31ZM75 141H76V140H75ZM107 141H108V140H107ZM109 141H110V140H109ZM117 141H118V140H117ZM140 141H139V143L141 144V142H143V141H141V142H140ZM177 141H178V140H177ZM180 141H182V140H180ZM184 141L186 142V140H184V138H183V143H184ZM207 141H209V142H207ZM240 141H241L242 144L240 143ZM113 142H114V140L112 141V144H113ZM145 142H146V141H145ZM158 142H159V141H158ZM160 142H161V141H160ZM170 142H171V141H170ZM223 142H224V143H223ZM226 142H228L229 145L232 144V145H230L232 148H231L230 146L227 145L228 148L230 147L229 149H232V150H228V148H227V146H226V144H225ZM74 143H75V142H74ZM76 143H77V141H76ZM148 143H149V142H148ZM167 143H168V142H167ZM176 143H177V142H176ZM203 143H204V142H203ZM107 144H108V143H107ZM109 144H110V143H109ZM109 144H108V145H109ZM136 144H138V143H136ZM140 144H139V145H140ZM142 144H143V143H142ZM160 144L163 145V143H160ZM190 144H191V143H190ZM215 144H216V145H215ZM219 144L221 145V147H223L222 149H221V147H220ZM224 144H225V145H224ZM127 145H130V144H127ZM145 145H146V144H145ZM147 145H148V144H147ZM154 145H155V144H154ZM164 145L166 146L167 144H164ZM164 145H163V147H162V146H161V147L164 148V147H165ZM192 145H193V144H192ZM214 145H215V146H214ZM223 145L226 146L225 149H227L228 151H227V150H224V146H223ZM114 146H117V145L114 144ZM121 146H122V145H121ZM140 146H141V145H140ZM167 146H168V145H167ZM167 146L164 148L163 152L161 151L162 153H160V154H163V155H164V153H165V151H166V149H167ZM216 146H217V148H216ZM20 147H21V146H20ZM110 147H113V145H112V146L110 145ZM149 147H150V146H149ZM156 147H158V146H156ZM156 147H155V148H156ZM170 147H171V146H170ZM239 147H240V148H239ZM242 147L246 148V150H244L245 152H243V151L240 150ZM127 148H128V147H127ZM131 148H132V147H131ZM137 148H139L138 145H137ZM137 148H135V149H137ZM158 148H159V147H158ZM178 148H179V147H178ZM210 148H211V147H210ZM234 148H235V149H234ZM244 148H243V149H244ZM8 149H9V148H8ZM13 149H14V148H13ZM107 149H109V148H107ZM142 149H143V148H142ZM145 149H148L147 146H144V150H145ZM152 149H153V148H152ZM169 149L172 150V147H171V148L168 147V150H167V154H170V155H171L173 152H175V150H176V149L174 148L175 150L172 151V153H170L171 151H170ZM189 149H190V148H189ZM236 149H237V151H236ZM243 149H242V150H243ZM112 150H113V153H114V151H115L114 148H113ZM144 150H143V151H144ZM155 150H156V149H155ZM234 150H235V151H234ZM10 151H11V150H9L8 155H9ZM128 151H130V150H128ZM157 151H158V152H157V153H158L157 155L159 156L158 159L155 157L156 155H155V153H153V151H152V153H153L154 155L152 154V158H153L154 160L151 159V157H150V162H151V163L156 162V165H155V163H153V165H155L154 167H153V165L150 166V167H152V169L155 168V169H154L155 172H152L153 174L156 173V171H157V168H156V167H157V166H160V167H161V165H162V163L165 161V159H166L167 162L163 163L164 165H162L161 168H163L164 166L169 167L168 163H170V161H171L172 158H173L172 156L168 155V159H171V160H168V159H167V155L165 154L164 156H165L166 158L163 157V158H164V159H163V158L161 157V158H162V159H161V158H160V154H159L160 151H159L158 149H157ZM169 151H170V152H169ZM232 151H233V152H232ZM116 152L118 153V151H116ZM116 152H115V155H119V154H116ZM144 152H145V151H144ZM168 152H169V153H168ZM226 152H227L228 154H226ZM246 152H247V153H246ZM1 153H2V152H1ZM111 153H112V152H111ZM130 153H131V152H130ZM145 153H147V152H145ZM176 153H177V152H176ZM178 153H179V152H178ZM40 154H41V153H40ZM98 154H99V153H98ZM173 154H174V153H173ZM194 154H195V156H194ZM234 154H233V155H234ZM2 155L4 156V154H2ZM10 155H11V154H10ZM10 155H9V156H10ZM163 155H161V156H163ZM199 155H200V154H199ZM218 155H219V154H218ZM220 155H221V154H220ZM9 156H8V157H9ZM143 156H144V157H143ZM143 156L141 157V159H142V161L146 159V164H145V165H147V163L149 162L147 156H149V155H143ZM158 156H157V157H158ZM196 156H197V157H196ZM200 156H201V155H200ZM249 156H250V157H249ZM254 156H256V157H254ZM4 157H5V156H4ZM10 157H11V156H10ZM92 157H94V155H93ZM97 157H98V158H95V164H94V166H96V162L99 164L98 160L96 161V159H99V156H97ZM115 157H116V156H115ZM117 157H119V156H117ZM120 157H121V155H120ZM130 157H131V156H130ZM145 157H146V158H145ZM154 157L156 158V160H155ZM171 157H172V158H171ZM251 157H252V158H251ZM24 158H25V157H24ZM100 158H101V157H100ZM143 158H145V159H143ZM174 158H173V159H174ZM230 158H231V160H230ZM0 159H2V158L0 157ZM4 159L7 160V158H4ZM159 159H161L162 161L164 160V161H163V162H162L161 160L159 161ZM180 159H181V160H180ZM9 160H10V158H9ZM21 160H22V159H21ZM24 160H25V159H24ZM88 160H89V159H88ZM100 160H101V159H100ZM151 160H152L153 162H152ZM176 160L174 159V160L171 161V162H172L171 165L174 164V165H172V166H173V169H175L174 167H175V165H176V164L173 163V162L176 161ZM187 160H188V162H187ZM2 161H3V160H2ZM11 161H12V160H10V163H11ZM18 161H19V160H18ZM89 161H90V160H89ZM101 161L103 162V159H102ZM134 161H135V160H133V162H134ZM142 161H141V162H142ZM197 161H198L199 164L201 163L199 166H198V164H197V165H194V164H193V162H197ZM201 161H203V162H201ZM249 161H250V163H249ZM19 162H20V161H19ZM136 162H137V161H135V163H136ZM157 162H158V163H157ZM160 162H161V164H160ZM176 162H177V161H176ZM206 162H207V164H206ZM237 162H240V163H237ZM16 163H18V162H16ZM100 163H101V162H100ZM103 163H105V161H104ZM135 163H133L134 166L136 165ZM166 163H167V165H165ZM202 163H205V164H203V165H205L204 167L201 166ZM19 164H21V163H19ZM98 164H97V165H98ZM106 164H107V163H106ZM143 164H144V163H143ZM149 164H150V163H149ZM149 164H148V166H149ZM158 164H159V165H158ZM195 164H196V163H195ZM4 165H5V164H4ZM5 166H6V165H5ZM12 166H13V164H12ZM100 166H102V164H101ZM140 166H141V164H140ZM176 166H177V165H176ZM186 166L188 167L187 169L190 170V173H189V170H187V169H186V171L184 170V169L186 168ZM196 166H197V167H196ZM238 166H237V167H238ZM13 167L15 168L16 165L13 166ZM98 167H99V166H98ZM107 167H108V166H107ZM125 167H126V166H125ZM167 167H166V168H167ZM202 167L204 168V170H203ZM208 167H206V169H207ZM101 168H102V170L105 169V168H103V167H101ZM126 168H127V167H126ZM138 168H139V167H138ZM138 168H137V170H138ZM143 168H145V167H143ZM148 168H149V167H148ZM209 168H208L207 171H206V170H205V171L208 172V171H209ZM5 169H7V168H5ZM9 169L11 170V168H9ZM15 169H16V168H15ZM25 169H27V168H25ZM90 169H91V168H90ZM141 169H142V166H141ZM141 169H140V170H141ZM167 169H168V168H167ZM179 169H180V168H179ZM179 169H178V170H179ZM201 169H202L203 171H202ZM10 170H9V171H10ZM95 170H96V169H95ZM140 170H139V171H140ZM143 170H144V169H143ZM145 170H147V169H145ZM148 170H149V169H148ZM154 170H152V171H154ZM161 170H162V169H161ZM161 170H160V171H157V174H159L160 172L162 173ZM168 170H169V169H168ZM6 171H7V170H6ZM16 171H17V169H16ZM27 171H28V170H27ZM96 171H98V170H96ZM108 171H109V170H108ZM165 171H166V170H165ZM181 171H182V170H181ZM194 171H195V170H194ZM200 171H199V172H200ZM210 171H211V170H210ZM212 171H211V173H212ZM7 172H8V171H7ZM7 172H6V173H7ZM106 172H107V171H106ZM111 172H113V170H112ZM137 172H138V171H137ZM149 172H150V170H149ZM167 172H168V171H167ZM170 172H172V171L170 170ZM201 172H200V173H201ZM206 172H204V173H206ZM215 172H216V171H214V173H212V174H215ZM14 173H15V172H14ZM28 173H29V172H28ZM30 173H32V172L30 171ZM109 173H110V172H109ZM114 173H116V172H114ZM188 173H189V174H188ZM9 174H10V173H9ZM9 174L7 173V177H8L9 180H10V175H9ZM11 174H12V173H11ZM26 174H27V173H26ZM98 174H99V173H98ZM139 174H141V173H139ZM181 174H182L183 176H182ZM187 174H188V175H187ZM190 174H191V175H190ZM8 175H9V176H8ZM12 175H13V174H12ZM17 175H18V174H17ZM43 175H44V174H43ZM66 175H67V174H66ZM116 175H117V174H116ZM120 175H121V174H120ZM120 175H119V177H120ZM160 175H161V174H160ZM160 175H159V177H161ZM215 175H216V174H215ZM0 176H1V174H0ZM19 176H20V175H19ZM83 176H84V175H83ZM87 176H88V175H87ZM99 176H100V178H101V175H100V174H99ZM139 176H140V175H139ZM157 176H158V175H157ZM184 176H187V177L191 176V177H189V180H188V178H186V177L184 178ZM7 177L5 176V178H7ZM23 177H24V176H23ZM23 177H22V178H23ZM37 177H38V176H37ZM44 177H45V175H44ZM67 177H68V175H67ZM113 177H114V175H113ZM117 177H118V176H117ZM121 177H122V175H121ZM180 177H181L182 179H181ZM195 177H196V178H195ZM201 177H202V176H200V179H202ZM211 177H212V176H211ZM216 177H217V176H216ZM12 178L15 179L14 176H12ZM12 178H11V179H12ZM30 178H31V177H30ZM100 178H99V180H100ZM111 178H112V176H111ZM161 178H162V177H161ZM165 178H166V177H165ZM214 178H215V177H214ZM214 178H213V180H214ZM1 179H2V178H1ZM24 179H25V178H24ZM31 179H32V178H31ZM94 179H95V178H94ZM96 179H97V178H96ZM112 179H113V178H112ZM112 179H111V180H112ZM118 179H119V178H118ZM122 179H123V177L121 178V180H122ZM190 179H191V180H190ZM32 180H35L34 177H33ZM32 180H31V182H32ZM70 180H71V179H70ZM101 180H102V178H101ZM101 180H100V182H101ZM108 180H109V178H108ZM115 180H116V179H113L112 181L114 182ZM123 180H124V179H123ZM147 180H148V179H147ZM161 180H162V179H161ZM170 180H171V181H170ZM175 180H176V182H175ZM187 180H188V181H187ZM192 180H193V181H192ZM194 180H195V181H194ZM196 180H197V182H196ZM198 180H199V181H198ZM0 181H2V180H0ZM4 181H5V180H4ZM4 181H3V182H4ZM13 181H15V180H13ZM19 181H20V180H19ZM24 181H25V180H22L21 182H24ZM97 181H98V180H97ZM124 181H125V180H124ZM124 181H122V182L120 181V182H121V183H125ZM173 181H174V182H173ZM189 181H190V182H189ZM203 181H204V180H203ZM217 181H218V178L216 179L215 183H216ZM70 182H71V181H70ZM105 182H106V181H105ZM116 182H117V181H116ZM118 182H119V181H118ZM155 182H157V181L155 180ZM230 182H232V181H230ZM230 182H228V184H229ZM6 183H7V182H6ZM27 183H28V182H27ZM33 183H35V182H33ZM82 183H83V182H82ZM98 183H99V181H98ZM163 183H164V184H163ZM165 183H166V184H165ZM170 183H172V184H173V183L176 184V185L178 186V188H177V186H176V188L173 187V186H171L172 184L170 185ZM189 183L191 184V186H190ZM196 183H198V184H196ZM3 184H4V183H3ZM7 184H8V183H7ZM9 184H10V183H9ZM70 184H71V183H70ZM99 184H103V182H101V183H99ZM99 184H98V185H99ZM146 184H147V183H146ZM148 184H147V185H148ZM193 184H194V185H193ZM199 184H200V185H199ZM205 184H206V183H205ZM205 184H204V185H205ZM226 184H227V183H226ZM250 184H251V185H250ZM16 185H17V184H16ZM16 185H15V186H16ZM19 185H20V184H19ZM26 185H27V184H26ZM122 185H123V184H122ZM195 185H198V186H195ZM22 186H23V185H22ZM32 186H34V184H33ZM101 186H102V185H101ZM105 186H106V185H105ZM163 186H164V188H162ZM165 186H166V188H165ZM168 186H169V188L172 187L171 190L174 191V192H173L174 194H172V191H171L170 189H169V190H170L171 192L168 191ZM170 186H171V187H170ZM214 186H215V188H214L215 190H213V187H214ZM9 187H11V185H10ZM26 187H27V186H26ZM98 187H99V186H98ZM103 187H104V185H103ZM121 187H122V186H121ZM150 187H151V188H150ZM194 187H195V188H194ZM207 187H208V188H207ZM12 188H13V187H12ZM29 188H31V187L29 186ZM29 188H28V190H29ZM85 188H86V187H85ZM100 188H101V189H104V188H102V187H100ZM117 188H119V187L117 186ZM173 188L176 190V193H175V190H173ZM201 188H202L203 192H204V190L207 191V192H208V190H209L210 193H207V192H206V193H207L206 195H205L204 193H202V197H203L204 195L207 196V198H206L207 200L205 199V197L203 198L204 200H201L202 197L198 196V197H200V199H198V197H197V199H196L197 201H200V202L198 203V202H196L195 198H196V195H199V192L201 193L202 190H199V189H201ZM211 188H212V189H211ZM6 189H7V188H6ZM19 189H20V188H19ZM122 189H123V188H122ZM156 189H157V190H156ZM163 189H166V191H163ZM193 189H194V191H193ZM207 189H208V190H207ZM210 189L212 190V192H211ZM4 190H5V189H4ZM11 190L13 191V189H11ZM22 190H23V189H22ZM22 190H21V192H22ZM124 190H127V189L124 188ZM124 190H123V191H124ZM152 190H151V191H152ZM155 190H156V191H155ZM177 190H178V191L181 190V193L179 194L180 191L178 192ZM14 191H15V190H14ZM14 191H13V192H14ZM19 191H20V190H19ZM25 191H26V190H25ZM159 191H162V192H159ZM215 191H216V192H215ZM221 191H223L224 193L222 194ZM116 192H117V191H116ZM120 192H121V191H120ZM154 192H153V193H154ZM163 192H164V193L167 192V193H165V194H169V193H170L168 196H166V198L169 199V198L171 197L172 199H173V198H174V199H173V200H170V199H171V198H170V199H169L170 202H165V203H164L165 197H164V199H163ZM168 192H169V193H168ZM177 192H178L179 195L177 194ZM213 192H215V193L212 194ZM7 193H8V190H7ZM9 193H10V190H9ZM9 193H8V194H9ZM16 193H17V191H16ZM27 193H28V192H27ZM31 193H32V192H31ZM123 193H126V191L123 192ZM150 193H152V192H150ZM189 193H190V192H189ZM8 194H7V197H9ZM10 194H11V193H10ZM21 194H22V193H21ZM121 194H122V193H121ZM176 194H177V196H176ZM211 194H212V196L214 195V198H213V197L209 198V197L211 196ZM230 194H232L233 196L230 195ZM234 194H235V197H234ZM238 194H239V196H240V194H241V196H240L239 198L237 197ZM5 195H6V194H5ZM12 195H13V194H12ZM29 195H30V193H29ZM117 195L120 196V197L118 196L119 198H122L123 196L126 198V195H123V196L120 195V194H117ZM159 195H160L162 198H161ZM171 195H173V196H171ZM174 195H175V197H174ZM208 195H209V197H208ZM242 195H244V196H242ZM245 195H246V196H245ZM10 196H11V195H10ZM24 196H25V195H24ZM128 196H129V194H128ZM178 196H180V198H182V200H180V198H178ZM183 196H184V197H183ZM176 197L178 198V200H175ZM246 197H248V198H246ZM5 198H6V197H5ZM12 198H13V197H12ZM12 198H11V197L8 198L9 201H11V203H10V202H7V203L10 204V206H11V205H12V206L15 205L14 202H12ZM159 198H160V199H159ZM177 198H176V199H177ZM183 198H185V199L187 198V199H188V200H187L188 203L186 202V200H183ZM212 198H213V199H212ZM10 199H11V200H10ZM32 199L34 200V198H32ZM32 199H30V200H32ZM168 199H167V200H168ZM209 199H210V200H209ZM5 200H7V198H6ZM13 200H14V199H13ZM17 200H19V199L16 198V200H14V201L16 202ZM30 200H29V201H30ZM179 200H180V201H179ZM205 200H206V201H205ZM211 200H212V201H211ZM213 200H214V201H213ZM7 201H8V200H7ZM24 201H26V199H25ZM154 201H153V202H154ZM171 201H174V202H175V201H178V202H180V204H182V205H180L179 203H178V205H179L180 207H182L185 211H184V210L181 211L182 208H180V207H178V206H177V208H176V207H175L176 204H174V202H171ZM203 201H204V202H203ZM35 202H36V200H35ZM35 202H34V203H35ZM96 202H97V201H96ZM150 202H152V201H150ZM181 202H182V203H181ZM192 202H193V203H192ZM202 202H203V203H202ZM210 202H211V203H210ZM7 203H6V205L9 206V204H7ZM27 203H28V201H27ZM27 203H25V204H27ZM170 203H172L173 205L170 204ZM175 203H176V202H175ZM186 203L189 205V207L187 206ZM189 203H190V204H189ZM195 203H196V204H195ZM201 203H202V204H201ZM28 204H29V203H28ZM28 204H27L26 206H28ZM30 204H31V203H30ZM37 204H38V203H37ZM37 204H35V205H37ZM131 204H132V203H131ZM151 204H152V203H151ZM166 204L168 205L169 208L173 206L174 209H172V208L169 209V208L165 207ZM192 204H194V205H192ZM96 205H99V203L96 204ZM154 205L156 206L155 203H154ZM154 205H153V206H154ZM169 205H170V206H169ZM171 205H172V206H171ZM190 205H192L193 207L191 208ZM195 205H196V206H195ZM16 206H18V204H16ZM23 206H25V205H23ZM33 206H34V204H33ZM39 206H40V205H39ZM39 206H38V207H39ZM100 206H101V205H100ZM194 206H195V207H194ZM198 206H199V205H198ZM28 207H29V206H28ZM35 207H36V206H35ZM208 207H210V209H209ZM7 208H8V207H7ZM17 208H18V207H17ZM30 208H31V207H30ZM154 208H155V207H154ZM185 208H186V209H185ZM198 208H199V207H198ZM202 208H203V209H202ZM8 209H9V208H8ZM33 209H34V208H32V210H33ZM155 209H156V208H155ZM16 210H17V209H16ZM30 210H31V209H30ZM43 210H45V209H43ZM190 210H189L188 212H189V213H192V212H190ZM198 210H199V209H198ZM0 211L2 212V210H0ZM33 211H34V210H33ZM157 211H158V210H157ZM179 211H178V212H179ZM48 212H49V211H48ZM135 212H136V211H135ZM155 212H156V211H155ZM168 212H169V211H168ZM188 212H187V213L185 212L184 214H188ZM43 213H44V212H43ZM133 213H134V212H133ZM213 213H212V214H213ZM52 214H53V213H52ZM134 214H135V213H134ZM140 214H142V213H140ZM178 214H180V213H178ZM234 214H233V215H234ZM0 215H1V214H0ZM137 215H138V214H137ZM143 215H144V214H143ZM53 216H54V215H53ZM130 216H131V215H130ZM135 216H136V215H135ZM181 216H182V215H181ZM185 216H188V217H189V215H185ZM185 216H184V217H185ZM209 216H210V215H209ZM212 216H213V215H212ZM225 216H224V217H225ZM157 217H158V216H157ZM161 217H162V216H161ZM161 217H160V218H161ZM163 217H164V216H163ZM172 217H174V216H172ZM175 217H177V215H176ZM190 217H191V216H190ZM136 218H137V216H136ZM2 219H3V217H2ZM45 219H46V218H45ZM137 219H138V218H137ZM168 219H169V218H168ZM260 219H261V218H260ZM19 220H21V218H18V221H19ZM22 220H23V219H22ZM133 220H134V219H133ZM225 220H226V219H225ZM225 220H223V221L225 222ZM257 220H258V219H257ZM18 221H17V225H18ZM23 221H24V220H23ZM136 221H137V220H136ZM163 221H165V218H164ZM182 221H183V220H182ZM208 221H209V220H208ZM218 221H219V220H218ZM250 221H253V220H250ZM250 221L247 222V224H248V223L252 224V222H250ZM255 221H256V220H255ZM25 222H26V221H25ZM214 222H215V220H214ZM216 222H217V220H216ZM257 222H258V221H257ZM26 223H27V222H26ZM182 223H183V222H182ZM211 223L213 224L212 221H211ZM217 223H218V222H217ZM217 223H216V224H217ZM3 224H4V223H3ZM22 224H23V223H22ZM212 224H211V226H212ZM247 224H246V225H247ZM250 224L247 225V227H249V226L251 227ZM27 225L29 226V224H27ZM232 225H233V224H231V226H232ZM252 225H253V224H252ZM19 226H20V225H19ZM25 226H26V225H25ZM25 226H24V228H25ZM28 226H27V228H25L26 230L29 229ZM42 226H44V225H42ZM45 226H46V227H44V229H45V228L47 229V228H48L47 225H45ZM243 226H244V225H243ZM257 226H258V225H257ZM178 227H179V226H178ZM178 227H176V228H178ZM19 228H21V226H20ZM31 228H32V230L35 229V228L32 227V225H31ZM143 228H144V227H143ZM194 228H195V227H194ZM211 228H212V227H211ZM235 228H236V227H234V229H235ZM22 229H23V228H22ZM42 229H43V227H42ZM44 229H43V230H44ZM46 229H45V230H46ZM212 229H213V228H212ZM253 229H254V228H253ZM9 230H11V229H9ZM47 230H48V229H47ZM156 230H157V229H156ZM176 230H178V229H174V228H171V227L167 226V227H166V230H165V233H166V234H165V238H168L169 240L172 239V235H173L174 233H175V234H176V233L178 234V232H177ZM237 230H239V229L234 230V232H232V234H230V233H229V234H228V233H223V234H222V235H223V236H222L223 240L221 239V240H219L218 242H215V243L213 244V246H211L212 249L210 248V250H212V251H210V253L212 254V252H213V254H214V252L217 251L216 248H220V246L222 247L223 245H226V246H227V244L229 243V246H227V247H229L230 250H227L226 254H228V255L230 254V256H228V255H227V256H224V255H226V254H224L223 256H224V257H227V258L231 257V254H233L231 251H233V250H232L231 247H230L231 244H230V241H229V240H232V239H233V242H234V240L238 237V231H237ZM254 230H255V229H254ZM24 231H25V230H24ZM30 231H31V230H30ZM35 231H36V229H35ZM239 231H240V230H239ZM246 231H247V230H246ZM249 231H250V229H249ZM249 231H248V232H249ZM46 232H48V231H46ZM153 232H154V231H153ZM252 232H253V230H252ZM30 233H31V232H30ZM32 233H34V231H32ZM32 233H31V234H32ZM236 233H237V234H236ZM31 234H30V235H31ZM35 234H36V233H35ZM45 234H46V233H45ZM48 234H50V233L48 232ZM55 234H56V233H55ZM91 234H92V233H91ZM155 234H157V233H155ZM4 235H5V234H4ZM17 235H18V234H17ZM17 235H16V237H17ZM26 235H27V234H26ZM28 235H29V234H28ZM141 235H142V234H141ZM151 235H152V234H151ZM153 235H154V234H153ZM187 235H188V233H187ZM187 235H186L185 238H187ZM33 236H34V235H32V237H33ZM35 236H36V235H35ZM44 236H46V235H44ZM44 236H43V237H44ZM55 236H56V235H55ZM154 236H155V235H154ZM235 236H236V237H235ZM6 237H7V236H6ZM29 237H30V236H29ZM52 237H53V236H52ZM57 237H58V236H57ZM139 237H140V235H139ZM157 237H158V236H157ZM179 237H180V233H179L178 238H179ZM34 238H35V237H34ZM48 238H49V237H48ZM152 238H153V237H152ZM229 238H232V239H229ZM37 239H38V238H37ZM37 239H36V240H37ZM140 239H141V238H140ZM140 239H139V240H140ZM188 239H189V238H188ZM48 240H49V239H48ZM48 240H46V242H47ZM166 240H167V239H166ZM175 240H176V239H175ZM177 240H178V239H177ZM236 240H237V239H236ZM236 240H235V241H236ZM167 241H168V240H167ZM227 241H229V242H227ZM237 241H238V240H237ZM1 242H2V241H1ZM44 242H45V241H44ZM48 242H49V241H48ZM59 242H60V241H59ZM148 242H150V241H148ZM152 242H154V241H152ZM168 242H169V241H168ZM171 242H172V241H171ZM175 242H176V241H175ZM223 242H224L225 244H224ZM42 243H43V242H42ZM42 243H41V245H43ZM86 243H87V242H86ZM221 243H222L223 245H222ZM226 243H227V244H226ZM231 243H232V242H231ZM159 244H160V243H159ZM161 244H162V243H161ZM161 244H160V245H161ZM185 244H186V243H185ZM57 245L59 246L60 244H57ZM68 245H69V244H68ZM68 245H67V246H68ZM157 245H158V244H157ZM182 245H183V244H182ZM232 245H233V244H232ZM43 246H44V245H43ZM63 246H64V245H60V247H63ZM69 246H70V245H69ZM146 246H147V245H146ZM146 246H144V247H146ZM158 246H159V245H158ZM176 246H177V244H176V243H173V247L175 248ZM233 246H234V245H233ZM39 247L41 248V246H39ZM177 247L179 248V246H177ZM235 247H237V246H235ZM49 248H50V246L48 247V249H49ZM55 248H56V247H55ZM68 248H69V247H67V249H68ZM85 248H86V247H85ZM138 248H139V247H138ZM159 248H160V247H159ZM222 248H223V247H222ZM50 249H51V248H50ZM50 249H49V251H51ZM57 249H59V247H58ZM61 249H62V248H61ZM64 249H66V248H63V249H62L63 251L59 250V251H61L60 254L63 256L62 258L65 257V256H64L65 254H66V256H67L68 254H71V252H72V256L74 255L73 249H71V247H70L69 250H68L69 253H66V250H64ZM70 249H71L72 251H71ZM83 249H84V248H83ZM86 249H87V248H86ZM86 249H85V250H86ZM146 249H147V247H146ZM193 249H194V252H195V253L198 251V250L195 251V248H193ZM193 249H192V250H193ZM196 249H198V248H196ZM224 249H225V248H224ZM234 249H235V248H234ZM46 250H47V249H46ZM55 250H56V249H55ZM87 250H88V249H87ZM124 250H125V249H124ZM126 250H127V249H126ZM138 250H139V249H138ZM148 250H149V249H148ZM172 250H173V248H172ZM176 250H177V249H176ZM176 250L174 249V251H176ZM178 250H180V248H179ZM236 250H237V249H236ZM122 251H123V250H122ZM167 251L171 252V251L169 250V248L167 249ZM186 251H187V250H186ZM229 251H230V252H229ZM64 252H65V253H64ZM80 252H81V251H80ZM97 252H100V251H97ZM124 252H125V251H124ZM128 252H129V251H128ZM184 252H185V250H184ZM47 253H48V252H47ZM62 253H63V254H62ZM87 253H88V251H87ZM142 253H145V252H142ZM150 253H151V252H150ZM167 253H168V252H167ZM171 253H172V252H171ZM178 253H179V251H178ZM185 253H186V252H185ZM187 253H188V252H187ZM195 253H194V254H195ZM197 253H198V255H199L200 251L197 252ZM60 254H59V252H58L59 257L61 256ZM78 254H79V253H78ZM78 254H77V255H78ZM131 254H132V253H131ZM162 254H163V252H162ZM175 254H176V253H174V255H175ZM189 254H191V253H189ZM189 254H188V255H189ZM211 254H209V255H210L211 257L214 256V258H215L214 261H216V262L219 261V262H223V263H224V259H225V258L223 259V256H222V258L220 257L221 260L223 259L222 261H220V260H216V259H217V255H211ZM215 254H216V253H215ZM6 255H7V254H6ZM98 255H99V254H98ZM103 255H104V254H103ZM118 255H119V254H118ZM164 255H167V254H165V252H164ZM186 255H187V254H186ZM188 255H187V256H185V255H180V256H184V257L188 258V260H189L190 255H189V256H188ZM195 255H196V254H195ZM198 255H197V256H198ZM201 255H202V254H200L199 256H201ZM209 255H207V256L205 255V257H207V258H206V261L204 260V259H205V258H204L203 260L201 259L202 261H199V260H198V262L196 261L197 263H196V262H195V263H196V264H198V263H199V264H201V263L204 264L203 262H207V261H208L207 259L209 258V257H208ZM31 256H32V255H31ZM80 256H82V255L80 254ZM105 256H106V255H105ZM123 256H124V255H122V258H123ZM130 256H131V255H130ZM146 256H147V255H146ZM157 256H158V255H157ZM193 256H194V255H193ZM193 256H192V257H193ZM199 256H198V257H199ZM73 257H74V258H73ZM73 257H72V258H73V259H72V258L69 256V258H70L71 261H72V260L74 261L75 256H73ZM167 257H168V256H167ZM175 257H176V256H175ZM8 258H9V256H8ZM33 258H34V257H33ZM78 258H79V257H77V259H78ZM89 258H90V256H89ZM107 258H108V256H107ZM124 258H126V261H128V259H129V258L126 257V256H125ZM127 258H128V259H127ZM145 258H146V257H145ZM159 258H160V257H159ZM169 258L171 259V258H174V257H172V256L170 255ZM193 258H194V257H193ZM200 258H202V257H200ZM232 258H233V257H232ZM64 259H65V258H64ZM64 259H62V260H64ZM79 259H80V258H79ZM115 259H116V258H115ZM120 259H121V258H120ZM166 259H167V258H166ZM179 259H180V258H178V260H179ZM181 259H182V257H181ZM190 259H191V257H190ZM195 259H196V258H195ZM59 260L62 261V260H61V257L59 258ZM66 260H67V262L70 261V260L68 259V257H67ZM83 260H84V259H83ZM83 260H82L81 262H83ZM89 260H90V259H89ZM94 260H95V259H94ZM124 260H125V259H124ZM159 260H160V259H159ZM163 260H164V258H163ZM163 260H162V261H163ZM178 260H177V261H178ZM182 260H183V259H182ZM191 260H192V259H191ZM193 260H194V259H193ZM33 261H34V260H33ZM73 261H72L71 264H73ZM95 261H96V260H95ZM103 261H104V260H103ZM109 261H110V260H109ZM126 261H124V262H126ZM165 261H166V260H165ZM65 262H66V261H65ZM89 262H90V261H89ZM117 262H118V261H117ZM168 262H169V261H168ZM168 262H166V263H168ZM171 262H172V261H171ZM173 262H174V261H173ZM178 262H180V261H178ZM181 262H184V261H181ZM181 262H180V263H181ZM211 262H212V261H211ZM225 262H226V259H225ZM69 263H70V262H69ZM164 263H165V262H164ZM62 264H64V261H62ZM65 264H67V263H65ZM74 264H75V263H74ZM106 264H107V263H106ZM126 264H127V262H126Z\"/></svg>",
  "mask_w": 264,
  "mask_h": 264
}]
</instances>
